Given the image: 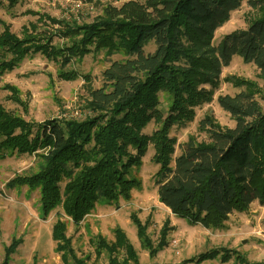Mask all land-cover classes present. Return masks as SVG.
Listing matches in <instances>:
<instances>
[{
  "label": "trees",
  "instance_id": "obj_1",
  "mask_svg": "<svg viewBox=\"0 0 264 264\" xmlns=\"http://www.w3.org/2000/svg\"><path fill=\"white\" fill-rule=\"evenodd\" d=\"M243 1L127 0L118 7L107 6L87 25L47 17L57 26L53 33L39 31L36 24L25 30L23 38L2 31L1 72L37 54L63 67L93 51L125 56L112 61L102 74V86L89 92L87 115L80 122L51 120L35 125L0 105V160L40 151L37 171L14 179L11 185L39 189L44 217L61 206L78 225L100 201L129 199L140 188L132 171L152 145L154 162L160 166L154 178L158 199L174 216L218 229L231 214L247 211L254 202L264 205V105L257 99L264 101L261 87L235 77L226 79L241 91L219 96L217 103L235 126L221 129L204 119L200 128L207 142L191 140L176 156L177 140L169 133L173 126L193 122L196 109L213 101L223 68L233 57L253 64L264 79V0L251 2L259 14L248 29L234 31L214 45L216 31ZM61 39L68 43H60ZM151 43L154 51L145 53ZM61 76L78 78L76 72L64 71ZM161 94L168 96L167 111L162 109ZM152 122L160 128L145 135ZM136 225L146 242L141 225ZM66 232L61 221L52 230L61 260L86 264L75 256ZM17 244L8 247L2 264H9ZM103 252L110 256L108 264L136 261L120 229L115 230L112 243L98 239L96 254L100 257ZM214 256L218 253L207 252L198 262Z\"/></svg>",
  "mask_w": 264,
  "mask_h": 264
},
{
  "label": "rangeland",
  "instance_id": "obj_2",
  "mask_svg": "<svg viewBox=\"0 0 264 264\" xmlns=\"http://www.w3.org/2000/svg\"><path fill=\"white\" fill-rule=\"evenodd\" d=\"M127 0H23L13 4L0 0V34L10 30L23 38L26 29L33 24L39 31L53 33L57 26L48 18L76 22L80 25L93 23L107 6L118 7ZM144 2L145 0H137ZM252 1L244 0L239 10L233 12L227 23L218 29L214 45L234 31L246 30L258 17ZM48 17V18H47ZM60 43H68L61 39ZM153 43L145 48L152 53ZM122 53L109 54L93 51L83 58H76L68 66L48 60L40 54L26 57L12 70L0 71V105L8 113L35 125L47 121L80 122L87 115L85 103L89 92L102 86L103 72L112 61H122ZM76 72L77 79L65 80L61 73ZM87 76L88 81H86ZM228 77H235L257 84L264 91V79L253 64H246L235 56L230 65L223 68L221 82L210 104L196 109V117L187 126H173L169 133L177 140L176 156L181 154L189 141L207 142L201 131L204 119L212 120L221 129L233 128L235 121L223 111L218 103L219 96H234L241 91ZM260 103L264 101L258 96ZM163 111L168 108V96L161 94ZM160 124L152 122L143 131L152 135ZM8 155L0 160V264L6 259V250L18 242L15 252L9 256V264H64L53 240L52 230L58 222H64L66 235L71 240L75 256L86 264H108L110 256L96 254L98 239L112 243L115 230L120 229L132 245L136 261L129 264H264V205L254 202L243 213H233L218 229L193 225L174 216L160 203L155 175L160 166L154 162L155 150L151 145L134 169L133 176L141 182L139 189L131 192L129 199L115 202L100 201L95 208L75 223L64 213L61 206L44 217L40 204L39 189L11 185L16 178L22 179L37 171L40 164L36 156ZM139 223L145 236L139 237ZM207 252L218 253L213 259L198 262ZM242 259L241 263L237 262Z\"/></svg>",
  "mask_w": 264,
  "mask_h": 264
}]
</instances>
